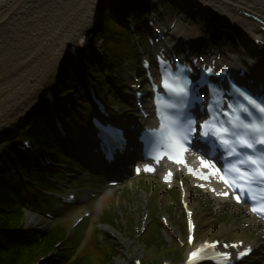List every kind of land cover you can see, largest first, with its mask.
Segmentation results:
<instances>
[{
    "label": "bare ground",
    "instance_id": "1",
    "mask_svg": "<svg viewBox=\"0 0 264 264\" xmlns=\"http://www.w3.org/2000/svg\"><path fill=\"white\" fill-rule=\"evenodd\" d=\"M20 1L0 0V20L15 15L5 22L7 28L0 31V77L3 76L0 83H4L0 84V126L2 124L3 127L10 121L19 124L30 119L26 113L37 103L39 82L58 66L59 46L65 35L62 32L70 33L78 26V21L83 20L86 14L90 17L96 7L94 0H28L27 6L18 5ZM198 1L202 3V10L208 8L212 16L224 18L228 27L235 24L251 34H257L258 23L245 17L243 12L264 16V0ZM212 4L222 9H216ZM79 8L81 14H76ZM72 10L76 15L66 18ZM242 40L249 41L247 36ZM249 50L254 54L259 48L249 45ZM253 54V61L249 59L251 63L247 66L264 75V59L254 58ZM101 206L100 200L95 213ZM35 221L44 223L39 216L30 218V222Z\"/></svg>",
    "mask_w": 264,
    "mask_h": 264
},
{
    "label": "snow or ice",
    "instance_id": "2",
    "mask_svg": "<svg viewBox=\"0 0 264 264\" xmlns=\"http://www.w3.org/2000/svg\"><path fill=\"white\" fill-rule=\"evenodd\" d=\"M166 61H162V65L166 64ZM190 71V69H189ZM211 71V69H207ZM168 75L162 74L161 87L164 91L168 92L170 95H176L180 97L187 98L188 88L185 85L175 84L173 85ZM185 84H190V81H187L185 78ZM210 91L213 86L209 85ZM236 92L242 97L243 101L246 102L248 107L241 105L238 109H235L233 115L230 116L228 112H225L224 115L228 116V123L232 126V131L228 128L223 127V125L217 126V132L220 133L218 139L221 146L228 150L229 156L241 157L236 161L235 164L231 165L230 168L225 169L223 174H219L220 170L216 168L214 164H210L205 160L201 159L199 161L200 168L194 170L192 167L188 166L183 158V153L187 152L188 149L183 147L184 142L190 144V137L188 132H191L193 136L197 131L194 120H190L192 127L186 131H177L171 125L165 127L161 124V135L164 137V149H174L175 154H172V151H167V158L171 161H174L176 164L183 165L187 168V171L192 176L197 179L208 181L209 178H217L222 182L227 188L231 189L235 193L236 189H239L240 193L251 192L253 184L261 185L260 191L262 193L261 200L264 201V157L247 155L246 153L241 156V153L237 151V147L241 149H246L251 152H257V145L264 147V101H258L255 98L251 97L249 94L244 92V90L236 89ZM231 108L232 106L229 105ZM251 109V111H250ZM239 113V114H236ZM242 114V115H241ZM259 119L261 123H257L256 120ZM251 120V123L246 121ZM206 123L200 125V135L201 137H206L209 133H205L203 129L206 127ZM251 134V135H250ZM235 137L234 141H230L227 137ZM160 157H157L159 160ZM248 170H245V169ZM203 169H209V171L204 172ZM145 171H153L151 167L145 168ZM171 173L165 177L166 180H169ZM204 185H201L203 187ZM216 192L217 195L227 196L228 192H217L216 189H211ZM241 195H235L237 202H240ZM251 198V196H249ZM253 212L258 214H264V202H260L258 207L252 208ZM191 243V239L189 241ZM204 247H209L205 245ZM211 247L215 248V245ZM235 247V246H232ZM197 252H192L191 256L195 257ZM225 262L228 260V255L226 253L222 254ZM239 255H246V252H241Z\"/></svg>",
    "mask_w": 264,
    "mask_h": 264
},
{
    "label": "trees",
    "instance_id": "3",
    "mask_svg": "<svg viewBox=\"0 0 264 264\" xmlns=\"http://www.w3.org/2000/svg\"><path fill=\"white\" fill-rule=\"evenodd\" d=\"M85 60L89 64L95 62L94 58L91 56L90 53H88V56ZM68 68L71 70L67 72ZM72 70L73 69L71 63L69 61H64L62 69L57 77L55 92L60 97L61 102H56L55 105L58 113L62 117L64 116L63 109L69 108V103L67 104V100L69 101L70 99V90L67 89V80L70 77V73ZM38 120L42 123V126L41 129L39 128L37 131H35V136L37 138L41 136L40 134L42 133V127L44 123V119L41 115L39 116ZM1 206L3 207V209ZM17 218L18 216L15 210H13L9 205L0 202V264H27L31 259L34 258V255L36 253V247H39V245L23 246L21 244L10 243L7 235L1 230L15 226L17 224ZM144 250V257L146 258V260H149L153 256H156L160 253V242H157L156 240H150L146 242ZM89 257L91 256L88 250L86 249L85 245V248H83V250L79 252L74 262L78 264H83L84 262L87 263L89 262ZM101 264L106 263L103 262Z\"/></svg>",
    "mask_w": 264,
    "mask_h": 264
},
{
    "label": "rangeland",
    "instance_id": "4",
    "mask_svg": "<svg viewBox=\"0 0 264 264\" xmlns=\"http://www.w3.org/2000/svg\"><path fill=\"white\" fill-rule=\"evenodd\" d=\"M20 2L18 3V5L19 4H23V5L27 6L28 3H29L28 0H21ZM21 10H24V9H21ZM74 12L75 11L72 10L71 12H69V15L75 16L76 14H81L79 9H77V13L75 15H74ZM16 16H17V14H16ZM13 18H15V15H14V17L9 15L6 18H3V19L0 20V31H3L4 28H7L6 26L8 24L5 23V22H8V19L10 20V19H13ZM96 41H97V39H96ZM2 77H0V80H1ZM0 84L4 85V83H0ZM0 87H1V85H0ZM36 108H37V105L36 106L35 105L32 106L30 108V111L26 113L27 117H30L31 115H33V113L36 112ZM16 123L17 122H15V124H14L15 126H16ZM21 124L23 125L24 122L21 123ZM0 128H1V126H0ZM1 132H3V130L1 131V129H0V133ZM119 191L120 190L112 189V190H108V191L104 192L103 195H102L104 198L101 200L102 201V206H101V208L99 209V211L97 213H95V210L97 209L96 208V204L98 203V201L95 202L94 205H92L93 210H94V216H92V218H91V222H93L92 226L96 225L95 221L98 218L99 214H102V212H104V209H106V201H108L110 199V195L113 196L115 194V192H119ZM220 220H225V219H220ZM199 221H200L201 224L203 223V225H201V228H200L201 229V233H200L201 236L209 237V236L214 235V234H228L230 236H245V233L243 231L237 229L236 224L234 223V221L233 222H225V223L220 222L221 224H218V223H215V222L212 223L213 222L212 220H209V219H206V218H204V219L199 218ZM227 221H230V219H227ZM205 224H206V226H204ZM92 226H90V227L92 228ZM43 227L46 228L45 227V223H44ZM126 241H127V243L129 242L128 240H126ZM142 248H143V246H142L141 242H133L132 249H131L132 254L142 255V253H145V251L143 252ZM112 261H113L114 264H123V263H125V260L121 257L119 252H118V256H115V257L112 258Z\"/></svg>",
    "mask_w": 264,
    "mask_h": 264
}]
</instances>
